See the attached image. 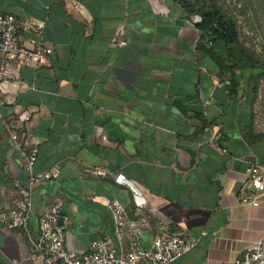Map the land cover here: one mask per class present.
<instances>
[{"label": "crops", "instance_id": "crops-1", "mask_svg": "<svg viewBox=\"0 0 264 264\" xmlns=\"http://www.w3.org/2000/svg\"><path fill=\"white\" fill-rule=\"evenodd\" d=\"M0 10L42 21L40 31L21 26L19 41L53 49L49 65L10 66L23 87L0 107L1 206L15 207L11 187L27 178L3 123L19 112L31 113L35 171L62 168L30 193L33 236L55 201L70 218V250L109 236L120 255L130 240L115 233L112 201L138 222L142 248L162 225L196 239L170 264H235L264 237V194L246 172L248 162L264 164V131L246 130L243 80L230 93L212 58L225 49L201 42L184 0H0ZM95 168L123 175L146 208L134 216L130 186L94 176ZM29 253L24 231L0 224V264H32Z\"/></svg>", "mask_w": 264, "mask_h": 264}, {"label": "built area", "instance_id": "built-area-1", "mask_svg": "<svg viewBox=\"0 0 264 264\" xmlns=\"http://www.w3.org/2000/svg\"><path fill=\"white\" fill-rule=\"evenodd\" d=\"M201 21L199 14L190 17V23L194 26ZM23 25L40 31L44 23L34 20L23 22L15 15L0 10V107L15 103V96L23 87L18 78L12 76L10 66L36 68L49 65V57L53 52L52 48L41 44L31 47L21 44L18 33ZM224 85L228 87L229 81H225ZM205 104L209 102L206 101ZM3 123L23 161L27 178L22 183L14 181L10 194L15 207L4 208L0 205V224L4 230L24 231L30 242L29 259L32 264H170L196 245V239L185 230L168 229L162 225L150 247L142 248L139 243L141 229L138 222L129 217L122 204L112 201H107L105 206L112 215L115 233L119 239L130 240L129 248L120 255L116 254L113 239L109 236L93 241L87 251L70 250L66 246L70 218L55 201L39 213L38 234L33 236L28 229L30 193L44 182L60 178L62 168L56 163L41 172L35 171L38 142L31 133L30 112L23 110L16 114L14 124ZM222 151L226 152V149ZM246 172L250 185L264 194V164L248 162ZM92 174L100 178L114 176L117 183H127L134 200V216H138L146 208L144 197L129 182H125L123 175H114L103 168L93 169ZM253 204L258 205V202L254 201ZM235 264H264V237L257 240L253 248L241 252Z\"/></svg>", "mask_w": 264, "mask_h": 264}, {"label": "rangeland", "instance_id": "rangeland-1", "mask_svg": "<svg viewBox=\"0 0 264 264\" xmlns=\"http://www.w3.org/2000/svg\"><path fill=\"white\" fill-rule=\"evenodd\" d=\"M197 8L214 6L230 20L237 30V54L245 64L241 75L243 92V117L248 131H264V0H193Z\"/></svg>", "mask_w": 264, "mask_h": 264}, {"label": "trees", "instance_id": "trees-1", "mask_svg": "<svg viewBox=\"0 0 264 264\" xmlns=\"http://www.w3.org/2000/svg\"><path fill=\"white\" fill-rule=\"evenodd\" d=\"M184 3L189 14H199L202 18V21L196 24V27L201 31V42L223 45L225 56L218 57L212 54V58L220 70L228 74L230 93L237 92L236 87L240 79L243 80L241 68L248 64H245L243 56L237 54L240 52H237L233 47L238 44L235 25L214 6L203 9L202 7L197 8L191 0H184ZM253 66L264 69L263 64H254ZM235 71H239L240 77H236Z\"/></svg>", "mask_w": 264, "mask_h": 264}]
</instances>
